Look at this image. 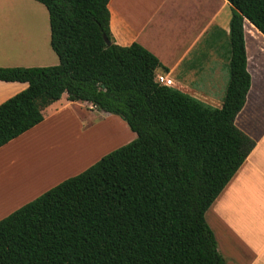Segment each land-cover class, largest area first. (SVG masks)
I'll return each mask as SVG.
<instances>
[{
  "label": "trees",
  "instance_id": "trees-1",
  "mask_svg": "<svg viewBox=\"0 0 264 264\" xmlns=\"http://www.w3.org/2000/svg\"><path fill=\"white\" fill-rule=\"evenodd\" d=\"M36 1L59 62L0 66L1 80L28 83L0 104V147L65 93L121 117L136 138L0 219V264H228L206 212L256 144L235 118L251 87L244 23L264 34V0H228L221 107L159 83L168 68L140 43L118 44L110 0Z\"/></svg>",
  "mask_w": 264,
  "mask_h": 264
},
{
  "label": "crops",
  "instance_id": "crops-1",
  "mask_svg": "<svg viewBox=\"0 0 264 264\" xmlns=\"http://www.w3.org/2000/svg\"><path fill=\"white\" fill-rule=\"evenodd\" d=\"M17 1L29 7L28 0ZM109 10L118 44L140 43L168 68L173 87L222 106L230 77L233 10L228 0H110ZM37 26L34 13L31 16L23 6L0 0L1 67L58 63L49 49L43 53L36 48ZM41 28L48 44L50 22L47 26L42 22ZM244 28L251 87L235 124L256 144L206 212V220L228 264H264V34L247 19ZM27 86V82L0 79V104ZM73 106L85 109L93 120L113 124V141L116 133L120 138L121 129L128 128L126 121L63 94L45 109L41 123L0 147V219L83 169L82 164L72 168L84 160L80 149L70 144L65 151L61 139L52 145L43 137L56 118Z\"/></svg>",
  "mask_w": 264,
  "mask_h": 264
},
{
  "label": "rangeland",
  "instance_id": "rangeland-1",
  "mask_svg": "<svg viewBox=\"0 0 264 264\" xmlns=\"http://www.w3.org/2000/svg\"><path fill=\"white\" fill-rule=\"evenodd\" d=\"M10 1L13 2V4L15 3L16 5H19V7L23 6L25 12L29 10L31 16L34 13L36 24L38 25L34 44L36 48L40 49V51L43 53H45V49H49L53 55L56 56L58 61V56L52 49L50 42L47 44V40L45 39L47 27H45V29L43 28L46 31H44L42 28L40 29L42 22H44V25L46 26L47 23L49 24V14L47 8L36 0H28L29 7L18 2L17 0ZM47 52L48 51H46V53ZM85 105L88 106V104ZM75 108V113H72ZM111 115L121 119L125 123V120H123L121 117L114 114ZM56 119L57 121L55 125H51L46 136L44 135L43 137L49 139V141H47L48 143L53 142L52 145H55L57 140L61 139L63 145L62 149L65 151L70 144L71 146L80 149V155L83 156L84 160L81 161L82 163L72 166V168L82 164L83 169L81 171L96 162L104 154L136 138V133H134L127 124L126 127L128 128L126 131L121 129L119 132L121 137L118 138L116 133V138L113 141L112 136L115 133L114 125H108L106 122H104V119L101 120L96 118L93 120L89 116L88 112L85 109L80 108V106H73L71 111H64L63 114ZM102 122L104 123L101 124ZM91 127L93 128L90 129ZM88 129L90 130L87 131ZM56 137L57 139L55 140Z\"/></svg>",
  "mask_w": 264,
  "mask_h": 264
},
{
  "label": "built area",
  "instance_id": "built-area-1",
  "mask_svg": "<svg viewBox=\"0 0 264 264\" xmlns=\"http://www.w3.org/2000/svg\"><path fill=\"white\" fill-rule=\"evenodd\" d=\"M156 79L164 85L172 86L174 84L173 79L167 73H158Z\"/></svg>",
  "mask_w": 264,
  "mask_h": 264
},
{
  "label": "water",
  "instance_id": "water-1",
  "mask_svg": "<svg viewBox=\"0 0 264 264\" xmlns=\"http://www.w3.org/2000/svg\"><path fill=\"white\" fill-rule=\"evenodd\" d=\"M104 39L106 41V44L109 46L110 45V40L108 39V37L106 36V34H104Z\"/></svg>",
  "mask_w": 264,
  "mask_h": 264
}]
</instances>
